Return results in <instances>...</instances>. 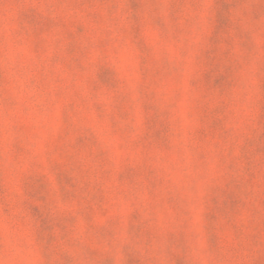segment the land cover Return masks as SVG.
I'll return each instance as SVG.
<instances>
[{
	"label": "rangeland",
	"instance_id": "374dc122",
	"mask_svg": "<svg viewBox=\"0 0 264 264\" xmlns=\"http://www.w3.org/2000/svg\"><path fill=\"white\" fill-rule=\"evenodd\" d=\"M0 264H264V0H0Z\"/></svg>",
	"mask_w": 264,
	"mask_h": 264
}]
</instances>
